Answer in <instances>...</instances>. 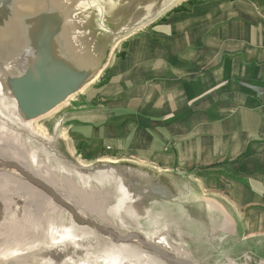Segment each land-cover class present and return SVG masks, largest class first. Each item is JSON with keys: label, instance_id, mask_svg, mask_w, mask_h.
<instances>
[{"label": "rangeland", "instance_id": "rangeland-1", "mask_svg": "<svg viewBox=\"0 0 264 264\" xmlns=\"http://www.w3.org/2000/svg\"><path fill=\"white\" fill-rule=\"evenodd\" d=\"M86 1L91 9L86 26L91 31L87 44L94 56L88 65L92 75L82 91L32 124L45 138L60 135L53 142L60 155L59 164L73 169L69 172L74 186L92 196L93 201L87 204L85 199L65 191L73 209L87 211L105 228L139 233L154 243L166 237L168 244L159 246L187 254L195 264H264V176L253 183L232 167L248 153L244 148L234 150L246 137L231 123L235 117L243 121L239 95L212 87L206 91L208 97L197 101L201 95L197 96L196 78L181 82L176 78L177 69L197 70L217 57L211 30L218 26L217 31H221L224 20L210 27L208 14L212 9H224L233 0ZM16 2L0 0V29L8 24L7 10ZM56 43L64 45L60 39ZM137 44L143 48L140 55L133 52ZM21 50L26 52L25 47ZM11 106V98L2 95L0 128L6 129V136L21 135V144L28 152L36 151L45 159L42 137L36 139L28 129L16 126ZM125 115L132 116L113 121ZM86 117L90 142L81 157L67 144L64 131L70 124L72 131L79 128L77 125ZM249 125L256 129V120ZM103 133L105 143L97 144L98 134L101 137ZM112 168L136 200L131 206L138 215L122 216L125 225L108 213L118 202L117 186L104 178L99 180ZM124 169L128 172L121 173ZM61 185L69 188L64 182ZM31 202H27L28 211ZM46 209L39 231H18L23 244L35 242L36 253L47 248L44 230L51 215L56 216L53 234L61 224L74 222L71 213ZM77 213L83 216L81 211ZM10 222L12 227L20 221L13 218ZM134 246L146 252L142 246ZM85 253L84 248L75 251L78 264L85 263Z\"/></svg>", "mask_w": 264, "mask_h": 264}, {"label": "bare ground", "instance_id": "bare-ground-1", "mask_svg": "<svg viewBox=\"0 0 264 264\" xmlns=\"http://www.w3.org/2000/svg\"><path fill=\"white\" fill-rule=\"evenodd\" d=\"M13 6V18L20 14L41 11L46 8H54L60 11L64 16V23L59 39L64 42V47L82 66H87L93 63L94 56L89 53L87 44L91 39V31L86 26L91 18V9L88 1L19 0L14 3ZM102 6L106 9L105 3H103ZM1 22L2 20L0 18V24ZM26 44L27 41L25 40L24 33L18 31L12 20H10V22L8 21V24L3 25L0 29V97L2 95H7L11 98L12 111L10 115L14 124H16V126L19 125L24 129H28L31 136L36 139L42 137L41 139L43 140L45 147L44 151L47 152L45 159L40 158L36 151L28 152L25 146L21 144V135L16 134L15 136L9 137L6 136V129L0 128V162L12 163L14 166L0 167V264H78L75 261L76 259L74 255L75 251L82 248L86 250V261L84 264H166L157 261L155 257L147 251L139 252L134 246L137 244L133 245L114 242L109 237L100 236L95 229L89 225L82 224L81 226V224L74 219L72 213L52 197L53 195H49L47 191L45 192L42 187L36 185L29 179L30 177L43 184V186L52 189L62 197L67 204L72 206V208L73 202L68 196H66L64 193L65 191L69 194L75 195L77 198L85 199L87 204L92 200L90 193L74 186L75 184L70 177L71 172H69V170L73 169L61 165L58 162L60 161V155H57V150L54 149V147L59 138L58 136L60 135L57 134V137L54 139L45 138L41 132L34 129L32 124L35 119L27 120L24 118L20 112L15 97L5 84V79L9 75L17 74L26 67L28 54L21 50ZM84 88L85 86L81 88L80 91ZM74 95L75 94L71 95L69 98H72ZM69 98H67V100ZM67 100L59 104L47 114L56 110L62 104L67 102ZM50 160H52L53 164L50 163ZM54 165L58 167L56 168ZM59 172L63 173L62 176ZM75 172L80 174L77 170ZM127 172L128 171L124 169L121 173ZM117 173V170L112 168L110 169V172L104 173L99 180L103 181L102 178H104L110 183L113 182L114 185L117 186L118 191L120 192L118 202L108 210V213L115 214L121 224L125 225L126 222L122 216L133 213L138 215L131 206L132 203L136 204V200L134 199V194L130 192L128 185L124 183L122 177ZM63 182L69 188H64V186L61 185ZM30 199L32 200V204H30L32 207L40 205V208H34V210L31 211V207V210L28 211L29 208L27 202L30 201ZM75 207L77 206H74V208ZM46 208L52 210L58 209L62 213H64V211L71 213V217L74 220L71 224L74 225L72 226L70 223H67L65 224L66 227H64L65 225L63 226V224H61L62 226L57 229L56 234H53L55 232H53L51 228L52 224H55L56 216L51 215L48 222L49 226L44 230V240L46 241L44 243L47 244V248L42 253H36L34 252V248H36L35 242L32 243L30 241L27 245L23 244L24 242L22 241L24 238L20 237L21 235L19 232L25 230L30 232L31 230H29V228L39 231L41 218H43L47 212ZM73 210L76 212L81 211L80 214H82L83 217L85 215V217L92 219L89 217L88 212L81 208H75ZM13 218L20 222L18 225H12V227H10L8 221H12ZM36 231L34 232L37 233ZM166 241V237H163L155 244L158 246L168 244ZM95 248L96 251L94 250ZM52 251H54L55 254H52ZM172 253L177 256L188 257V255H185L184 253ZM37 256L39 258L45 256V258L40 261L41 259L38 260Z\"/></svg>", "mask_w": 264, "mask_h": 264}, {"label": "crops", "instance_id": "crops-1", "mask_svg": "<svg viewBox=\"0 0 264 264\" xmlns=\"http://www.w3.org/2000/svg\"><path fill=\"white\" fill-rule=\"evenodd\" d=\"M208 16L210 27L224 20L221 31H217L218 26L211 30V41L218 47L217 57L208 65H200L197 70L188 67L175 69L178 73L176 78L180 82L196 78L197 96L201 95L197 101L208 97L206 91L212 87L224 89L225 92L236 91L243 104V121L235 117L231 123L241 131L242 137H246L234 150L244 148V152L248 153L233 163L232 167L239 176L258 183L259 176H264V0H233L226 3L224 9H212ZM214 29L217 32H213ZM138 46H135L133 52L140 55L143 48ZM161 53L164 57L165 53ZM128 116L132 115L115 117L113 121L122 122ZM255 120L257 128L253 129L249 124ZM87 121L88 117L82 118L81 125H77L79 128L72 131L70 124L64 131L67 144L79 156L87 150L90 142V129L85 125ZM246 129L248 132L244 133ZM250 135L253 136L249 138ZM95 141L97 144L105 143V133L101 137L98 134ZM79 146L81 150H77Z\"/></svg>", "mask_w": 264, "mask_h": 264}, {"label": "water", "instance_id": "water-1", "mask_svg": "<svg viewBox=\"0 0 264 264\" xmlns=\"http://www.w3.org/2000/svg\"><path fill=\"white\" fill-rule=\"evenodd\" d=\"M2 1L6 3L10 0ZM13 8L12 4L6 16L9 22L12 20L15 23L19 32L24 33L28 58L26 67L17 74L9 75L5 84L15 97L24 118L33 120L47 114L78 92L88 82L93 70L88 65L79 64L64 45L57 46L56 40L60 38L64 23V16L60 11L46 8L13 18ZM0 167L14 166L12 163L0 162ZM29 179L49 195H53L56 201L72 213L76 221L93 227L100 236L109 237L114 242L141 245L157 261L166 264H195L189 257L177 256L139 233L120 234L79 215L52 189L30 177Z\"/></svg>", "mask_w": 264, "mask_h": 264}]
</instances>
